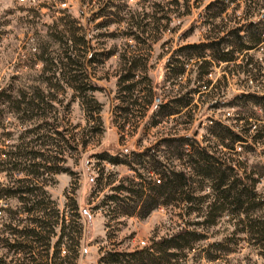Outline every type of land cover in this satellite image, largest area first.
Here are the masks:
<instances>
[{
  "label": "rangeland",
  "instance_id": "rangeland-1",
  "mask_svg": "<svg viewBox=\"0 0 264 264\" xmlns=\"http://www.w3.org/2000/svg\"><path fill=\"white\" fill-rule=\"evenodd\" d=\"M214 1L0 0V151L15 146L26 157L13 171L0 163V184L14 193L0 198V264H98L107 252L149 250L180 229L195 236L179 242L187 249L169 250L165 264H264V251L226 211L210 225L198 206L172 202L141 218L130 193L138 176L157 184L153 171L161 165L189 171L186 151L160 144L185 137L233 165L237 176L242 169L255 173V193L264 201L261 145L247 139L230 152L208 130L214 123L234 129L236 117L263 127L259 108L226 103L264 95V38L231 65H209L205 78L194 61L173 76L177 49L264 23V0L249 8L235 0L218 17V8L207 9ZM187 97L190 106L178 114L150 119L156 105L176 112V101ZM129 152L146 154L129 155L128 166L100 160ZM208 194L205 188L198 195ZM109 196L117 204H106Z\"/></svg>",
  "mask_w": 264,
  "mask_h": 264
},
{
  "label": "trees",
  "instance_id": "trees-1",
  "mask_svg": "<svg viewBox=\"0 0 264 264\" xmlns=\"http://www.w3.org/2000/svg\"><path fill=\"white\" fill-rule=\"evenodd\" d=\"M244 1L247 2L248 8L250 5H253L252 0ZM234 2L235 0H215L207 9L211 7L218 8L216 15L218 17L227 7V3ZM225 36L226 37L216 38L205 43L187 45L177 49L173 58L178 64V69L173 76H183L185 72L184 68L190 61H194L198 77L203 78L209 74L207 67L212 65V63L225 65L233 64L237 60L238 55L250 51L261 44L262 38H264V23L250 22L243 28L235 27L231 29ZM227 38L232 39L229 50L226 49ZM167 65H169V62ZM205 82L203 88L210 87V82ZM198 93V88L193 89L187 93V96L196 95ZM191 101L192 99H190V97L177 100L176 112H174V110L166 112L161 105H156L150 119L157 114L161 117L178 114L182 109L189 107ZM236 102L252 104V106L264 112V95H238L233 97L226 105L230 107H239ZM211 107L215 108V103H212ZM249 119L250 117H236L233 119L234 129L219 123H214L208 130H216V133L212 132V137L216 140V144L230 152H233L234 144L244 146V144L249 141V143L261 145V156L264 158V123L263 127L257 128L248 122ZM157 123L158 121L153 122V125ZM7 137L8 136L5 135V138ZM174 143L177 144L181 153L186 151L184 166L186 169L188 168L189 171L171 170L167 172L166 168L161 165V171L158 169L153 171L160 177L157 184L145 180L141 182L140 176H138L140 181L136 184H132L135 186V189L134 191H130V193L132 194L131 196H133L134 193L136 197L138 207H140L142 212L141 215H143L141 218L147 216L158 206H166L172 202H180L188 207L198 206L199 211L203 210L206 212L205 216H203V223L210 225L214 224L218 213L226 211L231 215V218L236 219L241 225V232L248 235L252 240H255L259 250L264 251V201L258 198L255 193V186L259 182L258 178L251 177L254 176L253 174L255 173H247L245 169H242V176H237V173H235L232 168L233 165L228 163L227 165H223L222 161L207 153L206 147L194 148V145L188 142L185 137L164 139L160 142V144L164 145H171ZM8 148V151H0V157L3 158L2 160L0 159V163L12 167L13 169H10V171H13L18 165L21 166L19 160L25 159L26 157L20 156L19 153L15 154L13 150H17V147L9 146ZM9 150H12V152ZM190 150L193 152L194 156L187 154ZM145 154L146 153L135 154L132 152L128 154L122 153L120 159H118L116 155H105L106 157H100V160L106 161L110 165L128 166L126 158L129 155L136 158H144ZM33 159H35V157H33L32 160ZM156 163L158 165V162ZM257 177H259V175ZM11 185L13 184L11 183ZM10 187L9 185L3 186L0 184V198L14 194L10 192ZM205 188L210 190V194L198 195L200 192H203ZM8 189L10 191H7ZM117 190L118 192L119 190L120 192L123 190L125 191V189L119 188ZM118 201L117 197L114 196L105 198L106 204L109 205H115ZM28 210L32 211L33 209L31 208ZM194 234V232L180 229L170 237L154 242L149 250L146 249L133 253L107 252L99 258L98 264H139L144 261L148 262V264H165L166 260L168 261L171 256L168 255L167 252L171 249H187L186 243L182 245V247H179L178 244L189 237L195 236Z\"/></svg>",
  "mask_w": 264,
  "mask_h": 264
},
{
  "label": "built area",
  "instance_id": "built-area-1",
  "mask_svg": "<svg viewBox=\"0 0 264 264\" xmlns=\"http://www.w3.org/2000/svg\"><path fill=\"white\" fill-rule=\"evenodd\" d=\"M28 0H18V2L20 3H27ZM31 3H33V0H30ZM61 8H65V4L63 3L62 5H60ZM140 245H144V243H140Z\"/></svg>",
  "mask_w": 264,
  "mask_h": 264
}]
</instances>
